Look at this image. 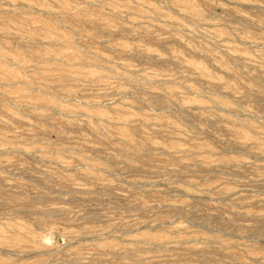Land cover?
<instances>
[{"label": "rangeland", "instance_id": "rangeland-1", "mask_svg": "<svg viewBox=\"0 0 264 264\" xmlns=\"http://www.w3.org/2000/svg\"><path fill=\"white\" fill-rule=\"evenodd\" d=\"M0 264H264V0H0Z\"/></svg>", "mask_w": 264, "mask_h": 264}]
</instances>
